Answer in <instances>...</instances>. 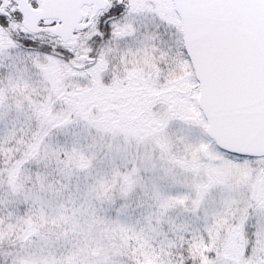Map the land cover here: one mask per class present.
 Listing matches in <instances>:
<instances>
[{
    "label": "snow or ice",
    "instance_id": "6c2138e0",
    "mask_svg": "<svg viewBox=\"0 0 264 264\" xmlns=\"http://www.w3.org/2000/svg\"><path fill=\"white\" fill-rule=\"evenodd\" d=\"M0 264H264V0H0Z\"/></svg>",
    "mask_w": 264,
    "mask_h": 264
}]
</instances>
